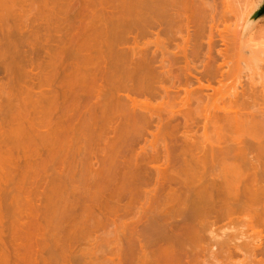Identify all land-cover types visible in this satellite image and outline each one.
Listing matches in <instances>:
<instances>
[{
    "label": "rangeland",
    "instance_id": "obj_1",
    "mask_svg": "<svg viewBox=\"0 0 264 264\" xmlns=\"http://www.w3.org/2000/svg\"><path fill=\"white\" fill-rule=\"evenodd\" d=\"M73 1L72 0H64V1L63 0H0V15H2V16H0V135H1L0 136V257H1L0 262H2L0 264L17 263L15 261L17 256L14 255L16 253H17V255L21 256V257L18 256L20 259L22 258L21 261L24 262V259H25L24 263L20 261L21 263L18 262L19 264H30V263L32 264L33 262L35 264H52V263L53 264H64L65 262H68L70 260H72L73 264H83V263L84 264H120V262H121V264H124V263L125 264H134V262H135V264H141V263L146 264L149 262H155V261L159 260V256H162L164 251H167L169 249L170 245H171V247H176V249H179L180 246L178 244H181L182 248L184 247V250H183L184 252L188 253V251H189V254H190L189 256L191 257L192 260L194 258V260L191 261V262H193L192 264H223V263L224 264H226V263L227 264L228 263L229 264H236V263L237 264H264V258L259 257V259L262 258V262H260L259 259H257L255 261L251 256L247 255V252H245V250H246L245 248L242 249L243 246L242 247L240 246L241 251L243 250V252L239 251L240 248L238 246L240 241L243 244V242L246 241L247 239L249 240V238H251V237L254 238L256 236V238L258 237V239L256 240L258 242L257 244L261 245V247L264 248V241H263L264 240V238H263L264 237V200H263V198L261 201V200H258L257 198H254L252 196V198L256 199V201H253L252 199L247 200V198L251 195L247 194V198L245 199L244 193H242V195L244 197V201H243L244 204L247 202L245 204L246 208H245V206H243L242 210L240 209L237 212V214H236L237 217L236 216L233 217L234 222L232 221L231 224L228 223L230 221L225 220L223 222L218 223V225H216V227L212 228V227H209L206 225V224H208V222L206 220L200 218V219L194 221L195 223L192 222L193 223L192 225L195 227L193 230L190 231L191 233L188 232L187 235L185 233L186 231L183 233L182 229L177 227L178 223L182 220L181 217L183 218L184 209L187 208L185 210V212H188V210H189L188 204H187L189 199L193 198V196L195 197L197 192H198V194L202 193L201 192L202 186L201 187L199 186L201 184V182L198 183L199 180H197V178L192 175L193 174L192 170H194V169H192L190 167L191 163H189V162H190L191 157L189 155H187V156L185 155L184 149H186V146H187V144L185 142H186V140H187V143L190 141L191 142L192 141L193 142H195V141L201 142L203 140L201 143L202 144L204 143L203 145L206 144V146L208 144V146H209L212 139L214 140L213 142H215V140H217L216 137H218L220 135V134L216 135L217 133L213 132L215 130L211 129V127L208 128L207 134L203 130L198 131V133L196 134L197 129H195V127L192 128V126H193L192 123L194 121H197V120L199 121V119L203 118V115L206 114V109L204 106L203 107L201 106L202 108H200V106L197 107V104L192 103V100H189V101H191V102H189V105L186 103V100H184L185 102H183V100L180 101V99L176 100L175 102H177V101H179V102H177V103L174 102V104L173 103H166V102L162 104L161 99L156 100V101L152 100V101L146 102V100H147L146 98L138 97V99L140 101H142V102H140V105L144 101L146 102V103L145 102L144 103L147 104V106H146L143 103L144 104V105L142 104L144 106L143 108H145V106L147 108L150 106L149 108L151 109L153 106L154 107L156 106L155 108H157V107L159 108V110L158 109L157 110L161 112L160 114L163 116L162 118H164V117L165 118L163 119V122L161 124H157L155 122L154 124L149 125V127L147 126L148 128L143 127L142 131H141V129L137 128V129H139L138 130L139 132L138 133L135 132V135L131 134V135H127V136L125 135L124 136L123 135V134H125V132H124L122 134L123 136L121 135L122 139L120 137L117 139H114V133L111 134V132H113L112 128H116L117 126H119V122H118L119 120L117 121L118 124L115 122L116 124L108 125V126L112 125V128L109 127L108 129H107V126H104L103 124L100 125L98 123V126L96 124V127H94V128H96V130H94V128H92L93 125L89 124V126H88L87 125L88 123H86L82 117H81V119L78 118L80 116H83L82 114L87 112L86 109H88V107H89L88 105L91 103L90 102H89V104L87 102L85 103V101H84L85 97H81L82 95H80L79 97H81V98L75 100L76 103L78 102L79 104H76L74 102V100L72 99L73 95H71V94H74L72 91L73 87L75 88L74 92H76V93L78 90L80 91L83 87V86H81V89H80V87H78L80 85H78V84H77V86H72V84L76 85L75 83H72L70 81L73 79L72 76H74L75 73L78 72V69H79L78 67H80V70H81V71H79L80 73L78 72L79 74H84L85 68L87 67V66H85L86 64L84 63L85 61L83 60V58L85 57L84 53L81 52L82 49H84V47H83L84 45L82 44L80 39L79 40H78V38L76 39V34H79L82 32V31L81 32H77V31H79L81 27H82L81 30H83V25H81L79 22H77L78 27H76V28L73 27L74 29L77 30L76 31V30L72 29V27H69L70 25L68 23H65V21H64L67 19V17L68 18L73 17L75 12H76V6H78V4H75V3H77L76 2L77 0L74 2ZM209 1L211 2V5H212V7H211L212 10L209 9V15H208V12L206 13V15H208L209 17L208 16L204 17L203 14H205V13H202V15L204 18L208 17L210 19V21L209 22L207 21L208 18L201 19L202 15L199 14L200 16H197L198 19H200L199 21L196 20L197 17H194V19H192L193 20L192 23H195L196 25H193L191 23L189 26V28L191 27L189 29V32L186 30L192 36L191 37L192 40L188 44V47H189L188 49H190V50H192V48L195 44L199 45L201 42L203 44L201 43L200 45H202V46L204 45L203 47L206 48L207 43H208L207 41L210 42V40H211V39H209L210 35H213V36H211V37H213L212 41H214V43L212 44L213 45L212 49L214 50L213 52L217 53L216 50H218L219 47H221V49L219 51H222V48L224 51V49L225 50L227 49L226 46H229L227 51H225V52H227L226 57L228 58V56H229L228 59H230L229 62L227 61L229 63V65L227 63V66L226 65L224 66V69L226 70L228 68L229 71L226 70L228 74H226V78L222 82L223 85L220 84L223 87L218 86L219 84L216 83L215 87L217 86L216 88H217V92L219 94L213 90H212L213 92L211 90H209L208 94L209 93L210 94H213V93L218 94L219 95L218 98H220V96H222L221 93L226 94V92L233 91V89H234L233 83H234V85L237 84L238 86L235 85L234 87H238L239 89L242 86L248 87L249 86L248 84L253 83L257 86L256 87L257 89H259L261 87L260 89L263 91L264 90V88H263V85H264V79H263L264 74H263V72H264V70L262 71V69H264V60H263L264 56L261 55V57L263 56V59L260 58V62L262 59L263 64L259 63V68H257L258 66L256 67L258 70H261V71H258L256 68H254L255 67L254 65H249V63L246 64L242 60H240L241 62L239 61V63L237 62V66H236L235 61H236V57H237L236 55L238 54V52H242L244 55H246L248 57L249 53H247V51L249 50V48L248 47H246V49L244 48L246 45L248 46V44L255 42L254 43L255 45L264 48V43H263L264 39H260L258 41V40H255V38L253 37V30L255 28V25L258 28L264 26V17L257 20L256 22H255V20L251 19L253 14L258 10L255 8L258 6L260 7V5L264 2V0H248V2H247V0H245V1L244 0H234L236 3L233 0H225V2H227L229 6L227 5V3H224V0H219V1L213 0L215 4L218 2L216 5L213 3L212 0H209ZM232 2H233V4H232ZM245 3H246V5H245ZM249 3H250V5H249ZM247 4H248V7H246L247 11L250 8V11L248 13L244 9L245 6H247ZM218 5H219V7H218ZM222 5H223V7H222ZM242 5H243V7H242ZM21 6H22V8H21ZM215 7H216L217 11H216ZM221 7H222V10H221ZM236 7H238V8L236 9ZM213 9H215V10H213ZM68 10H69V12H68ZM229 10H232L231 12L232 13L234 12L235 16ZM235 10H237V12ZM218 11H219V14H217ZM221 11H223V12H221ZM228 11L230 12L231 15L229 14ZM244 11L247 15V17L246 16L243 17V19L245 18V20H244L245 22L243 21L242 18L241 19L238 18V17H242V15H244V14H242V13H244ZM210 12H211V17L213 15H215V12H217L216 14L218 15L217 18L212 19L213 21L211 20ZM213 12H214V14H212ZM225 12H227L226 16H225V14L224 15L222 14ZM221 14H222V16H221ZM236 14L237 15L239 14V15L237 16ZM219 15L221 16V18ZM214 17H216V15ZM224 17L226 20H224ZM236 17H237V20L235 19ZM218 18L221 19L222 22ZM227 18H229V19H227ZM238 19H239V21H238ZM215 20L216 21L219 20L218 21L219 23H217ZM240 20H242L244 23H241ZM201 21H203L205 23H203ZM227 23H228V25H227ZM240 23H241V26L238 27V24L240 25ZM235 24H236V26H235ZM66 25H69L68 27L70 29H67L68 27H66ZM212 25L215 27H213ZM237 27L238 28L241 27L239 29V31H238ZM196 28H197V31L200 30L199 33H197L199 35H197L195 32ZM219 28H220V30H219ZM225 28H227V29H225ZM212 29L215 33L212 32ZM236 29H237V32H236ZM183 32H185V31H183ZM187 32H185L183 34L186 35ZM220 32H222V33H220ZM238 32H239V34H238ZM211 33H213V34H211ZM218 34H221V35H218ZM230 35H231V37H230ZM20 36H21V38H20ZM235 37L238 39H236ZM72 39L76 40V42ZM177 39H178L177 40L178 43L175 42V44L176 43L179 44V41H180L179 37ZM250 39H251V41H250ZM71 40H72V42H71ZM200 40H202V41H200ZM238 40H240V41H238ZM247 40H249L248 43H247ZM242 41H244V42H242ZM80 44H81V46L82 45L83 46L79 47ZM233 44L235 46H233ZM208 45H209V43H208ZM242 45H244V46H242ZM77 47H78V51L81 50L80 54H78L79 52L77 51ZM203 47L201 48V50H205ZM241 47L244 48V50ZM171 48H173V46H171ZM234 48H235V50H233ZM174 49H175V46H174L173 50ZM206 49L208 50V48H206ZM241 49L243 51H241ZM207 50H205L206 52L200 51L205 56L203 54L202 55L200 54L201 56L198 55L195 58L192 57V59L190 57V60H191L190 62H193L192 65L190 64V67H193V64H194V67L196 66L195 68H197L196 69L197 72H200L201 70H198V69H202L203 68L202 65H204L206 63V62L205 63H203V62L206 60L205 58L208 57V56H206L208 54ZM245 50H247V51H245ZM83 51H85V50H83ZM171 51H172V49H171ZM75 53L77 55L76 58L74 57ZM205 53H207V54H205ZM216 53L215 54L212 53L211 55L213 58L217 59L216 65H218V64L222 63V58H219L218 53L217 54ZM81 54L83 56H81ZM234 54H235V56H234L235 58L232 56ZM67 55H68V57H67ZM71 56L73 57V59ZM258 57H260V55H258ZM227 58H226V60H227ZM240 58H241V56H240ZM218 59H220L221 62ZM76 60H78V62ZM80 62H81V64H80ZM77 64H78V67H77ZM238 64H240L241 66ZM179 65H178V63H176L173 66L174 72H172V73H174V75L178 74L180 77L178 76L179 77L178 78L177 75H176V77L179 80L181 78L180 81L184 82L185 81V75H184L185 70H184V68H187V65L184 62V60H180ZM260 65L263 68H261ZM181 66H183V67H181ZM180 68L182 69V71L180 70ZM251 68H254L256 72H254V70ZM71 69H73V71ZM74 69L75 70L77 69V70L75 71ZM230 69L233 72L232 71L230 72ZM235 69H236V71H235ZM225 70H224V72H225ZM258 73L259 74L261 73V75H259ZM68 74L71 75V77L68 76ZM182 75H184V76H182ZM237 75H239V76H237ZM234 76H236V77H234ZM68 77H70L69 81H68ZM173 77H175V76H173ZM238 77L240 78L241 81L238 79ZM237 80L239 83H237ZM73 82H76V81H74V79H73ZM66 83H68L69 86L66 85ZM245 83H247V84H245ZM262 83H263V85H262ZM60 84H62V86ZM165 84H167L166 86H170L169 81H167ZM165 84H163V85H165ZM224 84H226L227 88L230 87L231 90L229 89V91H227L228 89L226 88V86ZM64 85H66V86H64ZM195 85L197 86V84H195ZM195 85H193L194 87H191L190 90H194ZM182 86L183 87L185 86L184 88H186L185 84H182ZM64 87H66V88H64ZM187 87H189V86H187ZM60 88H62V89H60ZM64 89H65V91L63 92ZM67 89H68V91H67ZM219 90H220V92H219ZM261 90H260V92H261ZM66 91H67V93L65 94ZM206 93H207V91H206ZM58 94H60V95L58 96ZM58 97H59V99H58ZM183 97H184V95L182 92L181 98L183 99ZM143 98H144V100H143ZM184 99H185V97H184ZM61 100H63V101H61ZM72 100H73V102H72ZM139 100H138V102H139ZM158 102L160 103V106H157V105H159ZM73 103H75L74 105H81L82 106V107L79 106L80 109H78V110H80V112L77 111V109H76L78 114L80 113V116H77V112L75 110H73L74 112L72 110L71 111L69 110L67 112L65 111L68 108L67 106H69V104H70V107H71L73 105ZM148 104H149V106H148ZM170 104H171V106H170ZM173 105H174V107H173ZM65 107H67V108H65ZM195 107H196V109H195ZM149 108H148V110H150ZM200 109H202V110H200ZM203 109H205V111ZM167 110H170V111H167ZM201 111L203 113H201ZM163 113H165V114H163ZM69 114H71L70 117H68ZM170 114L172 116L176 115L175 117L179 118L178 122H180V124L179 123L178 124L180 126L177 127V130H176V128L174 129L172 126L173 118L171 117ZM197 114H199V115H197ZM201 114H202V116H200ZM194 116H196V117H194ZM60 117L61 118L66 117V118L61 119ZM189 117H191V119H189ZM166 118H168V120L170 119V121H168ZM64 119H66V121ZM60 120H62V121H60ZM79 120H80V122H79ZM200 120H202V119H200ZM186 121L187 122L190 121L189 122L190 124L187 123ZM57 122L58 123L61 122L60 124H63V127H65V128H63L62 125L57 124ZM167 122H170L171 125H170V123L167 124ZM185 122L187 124H185ZM169 125L172 126L173 130L171 127H169ZM183 126H185V127H183ZM190 126L194 132L190 133V130L192 131V129H190ZM105 127H106V130H105ZM68 128H69V130H67ZM103 129H104V131H102ZM65 130H67L66 131L67 133L65 132L64 134H62ZM104 133H105V135H104ZM203 133H205L206 135L204 136ZM97 134H99V136ZM129 134H130V132H129ZM63 135L64 136L66 135L68 138L66 136L64 138ZM100 135H102V137ZM190 136H192L194 138V140ZM261 136H263V134H261ZM69 137H71V138H69ZM189 138L191 140H189ZM205 138L207 140H205ZM65 140H67V141H65ZM61 142H63V143L67 142V143L62 145L63 143H61ZM113 142H115V143H113ZM115 144H116V147H115ZM59 147H61V148H59ZM68 149H70V150H68ZM113 149H115V151L116 150L117 151L115 152ZM142 149H143V151H142ZM154 149H156V151L159 152L160 155H158V156H160V158L157 157L158 161L156 163H150L148 158L150 157V155L153 152H155ZM87 153L88 154L91 153L92 157L87 155ZM112 155H114V156H112ZM137 155L139 157H137ZM141 156L145 157L144 160L139 159V158H142ZM87 157L89 158V160L90 159L91 160L90 161L87 160L88 159ZM101 157H102V159H101ZM68 158H70V159H68ZM110 158L112 159V161H114L113 163H112V161H110L111 160ZM100 160H102V161H100ZM87 161L90 163L88 164ZM109 162L111 163V165H109L110 164ZM147 163H149V165ZM186 163L189 164V166ZM119 164H120V166H119ZM151 164H152V166H151ZM78 165H80V166H78ZM107 165H108V167L109 166L111 167V170L108 169ZM64 166H66V167H64ZM114 166H115V168H116V166H118L116 168L117 170H115L116 173L112 170V168ZM153 167H158L159 172L156 171V169H154ZM242 167L245 171V172H243V174L245 176L246 175L249 176V174L251 173L249 167H245L247 169H245L244 166H242ZM242 167H241V169H242ZM79 169H81V170H79ZM107 169H108L107 172L109 175H107V172H106L105 175L104 174L98 175V176L96 175L95 178H92V176L94 177L95 172L97 170H99L100 172H103V170L106 171ZM125 169H126V171H125ZM132 169H133V171H135L133 176H132V174L131 175L129 174L130 170H132ZM248 169H249V172H248ZM74 170H76L79 173L80 177L77 178L78 180L76 179L78 182L69 178V177H71V173H72V171L74 172ZM145 170H146V172H145ZM86 171H87V173H86ZM89 171H91V172H89ZM99 171H97V172H99ZM122 171H124V173L125 172L128 173V176H126L127 179L129 178L128 180L125 177L121 178V176H124ZM147 171L148 172L150 171V172L148 173ZM218 171H219V169H218ZM240 171H243V170H240ZM157 172L162 173L161 176ZM136 173H138L140 176L139 175L137 176ZM92 174H94V175H92ZM110 174H112L111 175L112 177L110 176ZM135 174H136V176H135ZM106 175L108 177H110L109 178L110 180L112 178L113 179L115 178L114 179L115 182L112 181L113 179L110 181L108 179V177H106ZM148 175L150 176V178ZM146 176H148V178ZM96 177H101V179L98 178V179H100L98 181V179H96ZM102 177H103V179H102ZM106 178L109 180V183H108V180H106ZM137 178H138V181H137ZM95 179L98 182H100V184H98L99 186L97 185V181ZM160 179H161V182H159ZM91 180H95L96 183L93 184L94 181H91ZM125 180H126V182H125ZM90 181L92 183H90ZM122 181H123V183H122ZM101 182H103V183H101ZM162 182H163V185H162ZM202 183H203V181H202ZM100 185L102 187H100ZM123 186H125V187H123ZM245 186H248V184ZM104 187H105V189H104ZM107 187H109V189ZM243 187H244V185L243 186L241 185L240 191L243 189ZM98 188H99L98 195L102 196L103 194H100V192L104 193L105 191H106L104 193V195L106 194L105 197L111 195L109 198L107 197L109 200L112 198V194L114 193V191L117 192L116 188L117 189L119 188L118 192L120 194L126 190V192L123 193L124 195H122V194H121V196H120V194L116 195L113 199V202H116L115 200H117L115 205L117 204L120 206V204H121L120 208H118V206H116L118 208V210H120V211L116 210V207L114 205V208H115V210L113 211L114 213H111L110 216H109V214L105 215L104 217L107 216L106 219L102 218L103 220L100 222L90 219L92 217L88 218L89 215L86 217L87 214L84 213L87 211L85 208L92 206L91 204L93 203L94 199L97 198V197H95L93 199L92 196H95L94 193L97 194ZM126 188H129V190L131 188L132 190L129 191ZM203 188L204 187H202V189ZM119 190L120 191L122 190L123 192L122 191L120 192ZM245 190L246 191L248 190L247 193H250L249 188L245 189ZM204 191H203V193H204ZM246 191H245V193H246ZM83 192H85V193H83ZM108 193H110V194H108ZM125 193H127V194H125ZM89 196L92 197V198H90V200L88 199ZM243 197H242V199H243ZM102 198L103 197H99L98 201H101ZM122 198L124 201L122 200ZM249 198H251V197H249ZM174 199H175V201H174ZM245 200H247V201H245ZM88 201L89 202L92 201V202L89 204ZM249 201H251V202H249ZM82 202H83V204H82ZM254 202H256V203H254ZM118 203H120V204H118ZM126 203L130 206V209H129V207H127L128 205ZM181 203L182 204L185 203V205H181ZM77 204H78V210H77ZM87 205H89V206L87 207ZM123 205L124 206L127 205L126 207H127V210L129 209L128 211L131 210V212L127 214L128 216L125 215V217L123 216L124 213L121 212L122 208H124ZM80 206H81V208L79 209ZM71 209H73V210H71ZM181 209H183V210H181ZM79 210L80 211L82 210V212L84 213L83 216H82V212L80 213ZM76 211H78V212H76ZM250 211H251V213H250ZM75 212L78 213L77 216H79V217L76 216ZM79 214H81V215H79ZM112 214H114V215H112ZM84 218H86V220H84ZM113 218L114 219L116 218V219L114 221H112ZM74 219H75V223H74ZM79 219H81L82 221ZM164 220H166V221H164ZM79 221H81V222H79ZM151 223H154L153 226ZM158 223H159V226H158ZM103 224H105V225H103ZM123 224H125V226ZM171 224H173V225H171ZM97 225H98V227H97ZM160 225L163 226V228ZM204 225H206V226H204ZM121 226H122V228H121ZM201 227H202V229L204 228L205 230H201ZM138 228H139V231H138ZM134 230H135L136 234H135ZM194 230H196L198 233H201V234H199L200 236L199 235L196 236L194 233H196V234H198V233L193 232ZM73 231L74 232L76 231L75 234ZM137 231L140 233H138ZM161 232H162V234H161ZM178 232H180V233H178ZM255 232L256 233L258 232V233L256 234ZM38 233H39V235H38ZM127 233H128L129 237L127 236ZM175 233L177 235H176V237H173L175 235ZM188 234L190 235V237ZM225 234H227L226 237L230 235L228 237V239H230V238L232 239V237H233L232 240H235L236 238H240L238 240L236 239L235 242L233 241L235 244L237 243V246H235V244L232 243V245L234 247H236V248L238 247L237 248V249H239L238 251L234 247L232 248V245L229 244V246L231 245L230 248H232V250H233V252H232V250L230 251V256L233 253V257H230L229 260H228V258L226 259L223 257L224 255H228V254L223 253L224 255L222 256L221 252L218 251L219 247H217L216 244L213 245L214 241H217L219 243V240L221 241L222 238H226L223 236ZM241 234H243V236ZM180 235H181V237H183L182 235H184L185 242L184 241L181 242L182 241L181 240L180 241L181 243H179V240H178L179 238L177 239V236H180ZM215 235H217L218 238H216L217 236H215ZM246 235H248V236H246ZM260 235H261V237H260ZM36 236H37L38 241H36ZM213 236L215 237L214 239H213ZM221 236H222V238H221ZM244 236H246L248 238H246ZM198 237H201L203 239L199 240ZM241 237L245 238L246 240H244V239L242 240ZM124 238H126V239H124ZM129 238H130V241L127 240ZM252 238H251V240H252ZM170 240L175 244H173ZM248 240H247V242H248ZM258 240H260V242ZM133 241H135V242H133ZM256 241L253 239V242H256ZM168 242H170V243L168 244ZM187 242H189V243L187 244ZM217 242H215V243H217ZM247 242H246V244H247ZM176 243H178L177 244L178 246H176ZM185 243H186V245H185ZM241 243L239 245H241ZM2 244H4V246ZM172 245H175V246H172ZM212 246L215 249L217 247L218 250L212 249ZM132 248H134V249H132ZM182 248H180V249H182ZM4 249L5 250L7 249V251H5L6 255L4 254L5 252L1 253L2 250L4 251ZM71 250H72V252H71ZM15 251H17V252H15ZM46 251L48 253H46ZM209 251H210V254L208 253ZM214 251L216 252V254L219 253L221 258H224L226 262L223 261V259L219 258L216 254H213L216 256V258H215V256L211 255V252H214ZM49 253L51 254V256H49ZM160 253H161V255H160ZM2 254L5 255L4 257L7 260L3 258ZM63 254H64V256H63ZM75 254L78 255L77 256L78 258L75 256ZM73 256H74V258H73ZM245 256L246 257L248 256V257L246 258ZM82 257H83V259H82ZM84 257H85V259H84ZM120 257H121V261H119ZM226 257H228V256H226ZM250 257L252 258L251 259L252 261L249 260ZM19 258H18V261H19ZM214 258H215V260H214ZM191 259H189V260H191ZM78 260H80V261L77 262ZM231 260H232V262H231ZM246 260L249 262H247ZM47 261H49V262H47ZM81 261H83V262L81 263ZM44 262H46V263H44ZM56 262H58V263H56ZM66 264H70V262H68Z\"/></svg>",
    "mask_w": 264,
    "mask_h": 264
},
{
    "label": "bare ground",
    "instance_id": "obj_2",
    "mask_svg": "<svg viewBox=\"0 0 264 264\" xmlns=\"http://www.w3.org/2000/svg\"><path fill=\"white\" fill-rule=\"evenodd\" d=\"M64 1V0H63ZM73 1V0H72ZM76 1V0H74ZM73 1V2H74ZM213 1V0H212ZM219 1V0H218ZM234 1V0H233ZM245 1V0H244ZM72 2V3H73ZM78 4V6H76V12L74 14L73 17L68 18L65 21V23H68L69 25H66V27H72V29L78 27L77 26V22H79L81 25H83V30L77 31V32H81L79 34H76V39L78 38V40L80 39L84 49H82V53H84V58L83 61L87 66L85 68V72L84 74H79L81 71L80 67L78 69V72L75 73L74 76H72L73 79L70 80L71 75L68 74V81L70 80L72 83H75L76 85L72 84V86H78L81 89L79 91L74 92L75 88L73 87V93L71 94L72 99L74 100V102L76 103L75 100L81 98V97H85V103L87 102L89 104V102L91 104H87L89 107L88 109H86V113L82 114L83 116H80V113L78 114L77 111L80 112V107L81 105H74L75 103H73V105L70 107L69 106L65 107L67 108V111H73L77 109V116H80L78 118L81 119V117L83 118V120L88 123L87 125H93L92 128L96 127V124L98 126V123L101 125L103 124L104 126H107V129L109 127L112 128L111 126H108L110 124H116L117 121L119 122V126H117L116 128H112V133H114V139L117 138H121L123 135L127 136V135H135V132H139L138 130L143 129V127L148 128L149 125L154 124L155 122L157 124H161L163 122L162 118L163 116L160 114L161 112L158 111L159 108H155L153 105V107L150 109L149 104H148V108L150 110H148V108L146 107L147 104H145L146 102L149 101H156L161 99L162 100V104L163 103H173L180 99V101L183 100V102H185L184 100H186V103L189 105V100H192V103H196L197 107L200 106V108H202L203 106L206 109V114L203 115V118H200L202 120L199 119V121H194L192 123V128L195 127L196 130V134L198 133V131L203 130L206 134L208 133V128L211 127V129H214L217 134L219 135L217 138V140H215V142H213L214 140L212 139L210 145L206 146L203 145L201 142L195 141V142H188L186 140V149L185 150V155H189L191 157L190 162L191 163V168L194 169L192 170L193 172V176H195L197 178L198 183L201 182V184L199 185L200 187H204L202 189L201 187V192L204 193L201 195L200 193L195 195V197L193 196V198H190L188 201V212H185L184 209V214H183V218L181 217V221L178 223L177 227L181 228L183 233L185 232L186 235L188 232H190L191 230L194 229L195 226H193L192 222L202 218L204 220H206L208 222V224H206L209 227H216V225H218V223L223 222L225 220H228L230 222L228 223H232V221L234 220L233 217L236 216L237 212L241 209L242 207L245 206L246 208V203L244 204V197L242 195V193H244L245 199L247 198V194H250L251 198H247V200L252 199L253 201H256L257 198L258 200L262 201V198L264 200V90L260 92L259 89H257L256 85L251 83L248 84L249 86H242L240 89L238 87H234V83H233V91L230 92H226V94H222V96L219 97V93L217 92V86L215 87V84H219L218 86L223 87L221 85L223 80L226 78V74L228 70V68L225 70L224 66H227V63L229 62L230 59L229 56L228 58L226 57L227 55V49L229 46H226V50L222 48V51H219L221 49V47H219L217 51L219 58H222V63L216 65L217 63V59L212 57V53L215 54L216 52H213L214 50L213 48V43L214 41H212L211 36L210 35V42L207 41L209 43H207V47L208 50L206 48H204L202 45H197L195 44L192 48V50L188 49V44L190 43L191 39V35L188 33L189 32V26L192 23V19H194V17L200 16L203 14L204 17L209 15V9H211L212 5L211 2L209 0H77L76 1ZM217 2V1H216ZM222 2V1H221ZM229 2V1H228ZM235 2V1H234ZM241 2V1H240ZM248 2V0H247ZM246 2V3H247ZM214 3V1H213ZM218 3V2H217ZM216 3V4H217ZM223 3V2H222ZM224 3L225 2L224 0ZM230 3V2H229ZM236 3V2H235ZM245 3V5H246ZM3 4V3H2ZM22 4V3H21ZM74 4V5H75ZM80 4V5H79ZM215 4V3H214ZM215 4V5H216ZM233 4V2H232ZM244 4V3H243ZM23 5V4H22ZM73 5V6H74ZM220 5V4H219ZM218 5V7H219ZM228 5V3H227ZM250 5V3H249ZM57 6V5H56ZM229 6V5H228ZM227 6V7H228ZM233 6V5H232ZM75 7V6H74ZM99 7V8H98ZM217 7V8H218ZM223 7V5H222ZM221 7V10H222ZM243 7V5H242ZM247 6H245V11H247ZM4 8V7H3ZM22 8V6H21ZM71 8V7H70ZM214 8V7H213ZM230 8V7H229ZM238 7H236L237 9ZM258 7H256L255 9H258ZM216 9V7H215ZM213 9V10H215ZM220 9V8H219ZM228 9V8H227ZM242 9V8H241ZM240 9V10H241ZM50 10V9H49ZM212 10V9H211ZM210 10V11H211ZM224 10V9H223ZM63 11V10H62ZM75 11V10H74ZM217 11V9H216ZM230 12L232 10H229ZM228 11V12H229ZM237 12V10H235ZM242 13L244 15H242V17H238V18H242L244 16L247 17L246 13ZM250 11V8L248 9L247 13ZM67 12V11H66ZM69 12V10H68ZM208 12V15H206V13ZM223 12V11H221ZM229 12V14H230ZM243 12V11H242ZM217 12H215L216 17H214L215 15H213L211 17V12H210V17L211 20L213 18H217ZM226 13H222L223 15ZM232 13V12H231ZM200 14V15H199ZM214 14V12L212 13ZM221 14V16H222ZM234 14V12L232 13ZM240 14V13H239ZM238 14V15H239ZM202 15L201 19H206L204 18ZM231 15V14H230ZM237 15V14H236ZM237 15V16H238ZM2 16V15H0ZM64 16V15H63ZM220 16V15H219ZM220 16V18H221ZM235 16V14H234ZM200 18V17H199ZM233 18V17H232ZM219 19V18H218ZM229 19V18H227ZM237 20V17L235 18ZM197 21H199L200 19H198V17L196 18ZM221 20V19H219ZM219 20H215L217 23H219ZM224 20L225 17H224ZM245 20V18L243 19V21ZM207 21L209 22L210 19L208 18ZM206 21V22H207ZM213 21V20H212ZM211 21V22H212ZM234 21V20H233ZM239 21V19H238ZM242 20H240L241 23H244ZM203 22V21H201ZM200 22V23H201ZM222 22V20H221ZM58 23V22H57ZM205 23V22H203ZM214 23V22H213ZM216 23V24H217ZM238 23V22H237ZM238 24V27L241 26ZM56 24V23H55ZM193 25H196L195 23H192ZM199 24V23H198ZM215 24V25H216ZM224 24V23H223ZM222 24V25H223ZM201 25V24H200ZM207 25V24H206ZM211 25V24H210ZM220 25V24H219ZM228 25V23H227ZM213 26V25H212ZM225 26V25H224ZM236 26V24H235ZM67 29H70V28ZM74 27V28H73ZM193 27V26H192ZM196 27V26H195ZM199 27V26H198ZM202 27V26H201ZM205 27V26H204ZM215 27V26H213ZM219 27V26H218ZM239 29L241 28H238ZM57 28V27H56ZM194 28V27H193ZM211 28V27H210ZM229 28V27H228ZM71 29V30H72ZM78 29V28H77ZM185 29V30H184ZM215 29V28H214ZM227 29V28H225ZM231 29V28H230ZM236 29V32H237ZM188 32H187V31ZM196 30V31H195ZM194 31L197 33H199V31H197V28ZM220 30V28H219ZM222 30V29H221ZM224 30V29H223ZM69 31V30H68ZM67 31V32H68ZM187 32L186 35H184L183 33ZM208 32V31H207ZM212 32L213 29H212ZM218 32V31H217ZM235 32V33H236ZM215 33V32H214ZM222 33V32H220ZM70 34V33H69ZM206 34V33H205ZM210 34V33H209ZM213 34V33H211ZM225 34V33H224ZM230 34V33H229ZM239 34V32H238ZM199 35V34H197ZM203 35V34H202ZM221 35V34H218ZM236 35V34H235ZM251 35V34H250ZM179 37V44L178 43V37ZM239 36V35H238ZM237 36V37H238ZM60 37V36H59ZM64 37V36H63ZM67 37V36H66ZM65 37V38H66ZM81 37V38H80ZM199 37V36H198ZM207 37V36H206ZM231 37V35H230ZM264 37V34H263ZM21 38V36H20ZM221 38V37H220ZM236 38V37H235ZM197 39V38H196ZM201 39V38H200ZM218 39V38H217ZM225 39V38H224ZM231 39V38H230ZM233 39V38H232ZM238 39V38H236ZM62 40V39H61ZM74 40V39H72ZM71 40V42H72ZM222 40V39H221ZM76 42V40H74ZM202 41V40H200ZM206 41V40H205ZM235 41V40H234ZM240 41V40H238ZM246 41V40H245ZM251 41V39H250ZM255 41V40H254ZM70 42V43H71ZM175 42H177L175 44ZM220 42V41H219ZM223 42V41H222ZM237 42V41H236ZM244 42V41H242ZM249 42V40H247V43ZM234 43V42H233ZM251 43V42H250ZM255 43V42H254ZM254 43L248 44V46L246 45L244 48L246 49V47L249 48V50H245L247 51V53H249L248 57L246 55H244L242 52H238V54L236 55V66H237V62L239 63L240 60H242L243 62H245L246 64L249 63V65H254L256 68H259V63H262L263 56H264V48L263 47H259L257 45H255ZM264 43V42H263ZM77 44V43H76ZM79 44V43H78ZM203 44V43H202ZM222 44V43H221ZM246 44V43H245ZM253 44V45H252ZM224 45V44H223ZM228 45V44H227ZM250 45V46H249ZM65 46V45H64ZM75 46V45H74ZM77 46V45H76ZM81 46V44L79 45V47ZM81 46V47H82ZM171 46H175V49L173 50V48H171ZM207 50L208 54L206 56H208L207 58H205L206 60L203 62L205 63L202 69H198L201 70L200 72H197V68L194 67H190V64L192 65L193 62H190V57L192 59V57H196V56H201L203 53L202 52H206L205 50H201L202 47ZM225 46V45H224ZM233 46H235L233 44ZM244 46V45H242ZM67 47V46H66ZM236 48V47H235ZM235 48L233 50H235ZM242 48V47H241ZM244 48H242L244 50ZM263 48V49H262ZM74 49V48H73ZM80 49V48H79ZM172 49V51H171ZM241 49V51H243ZM85 50V51H83ZM212 50V51H211ZM230 50V49H229ZM228 50V51H229ZM74 51V50H73ZM77 51H78V47H77ZM78 51L80 54L81 52ZM72 52V51H71ZM212 52V53H211ZM237 52V51H236ZM67 53V52H66ZM216 53V54H217ZM229 53V52H228ZM243 55H242V54ZM245 53V52H244ZM73 54V53H72ZM86 54V55H85ZM201 54V55H200ZM241 54V55H240ZM246 54V53H245ZM66 55V54H65ZM75 55V56H74ZM73 56L76 58L77 55L76 53ZM204 55V54H203ZM230 55V54H229ZM241 58H240V56ZM258 55H260V57H258ZM261 55H263L261 57ZM61 56V55H60ZM70 56V55H69ZM81 56H83L81 54ZM205 56V55H204ZM231 56V55H230ZM233 57L235 56L232 55ZM68 57V55H67ZM72 57V56H71ZM199 58V57H198ZM213 58V59H212ZM227 58V60H226ZM235 58V57H234ZM240 58V59H239ZM260 58L261 62H260ZM73 59V57H72ZM215 59V60H214ZM232 59V58H231ZM238 59V60H237ZM79 60V59H78ZM78 60H76L78 62ZM180 60H184V62L187 65V68H184L185 70V83L180 81L178 79L180 76L178 74L177 77L176 75H174L173 71V66L178 63ZM220 61V59H218ZM62 61V60H61ZM228 61V62H227ZM221 62V61H220ZM241 62V61H240ZM215 63V64H214ZM219 63V62H218ZM231 63V62H230ZM234 63V62H233ZM234 63V64H235ZM244 63V64H245ZM251 63V64H250ZM75 64V63H74ZM73 64V65H74ZM81 64V62H80ZM88 64V65H87ZM263 64V63H262ZM16 65V64H15ZM229 65V63H228ZM240 65V64H238ZM19 66V65H18ZM82 66V65H81ZM177 66V65H176ZM180 66V65H179ZM241 66V65H240ZM263 66V65H262ZM15 67V66H14ZM183 67V66H181ZM261 67V65H260ZM76 68V67H75ZM178 68V67H177ZM226 68V67H225ZM254 68H251L255 71ZM256 68V69H257ZM263 68V67H261ZM17 69V68H16ZM238 69V68H237ZM240 69V68H239ZM14 70V69H13ZM66 70V69H65ZM73 71V69H71ZM75 70V69H74ZM77 70V69H76ZM75 70V71H76ZM180 70L182 71V69L180 68ZM225 70V72H224ZM258 70V69H257ZM264 69H262L263 71ZM15 71V70H14ZM176 71V70H175ZM179 71V70H178ZM232 70L230 69V72ZM236 71V69H235ZM261 71V70H258ZM67 72V71H66ZM233 72V71H232ZM242 72V71H241ZM251 72V71H250ZM253 72V73H254ZM252 73V72H251ZM262 73V72H261ZM261 73L259 75H261ZM72 74V73H71ZM242 74V73H241ZM264 74V72H263ZM182 75V76H184ZM198 75V76H197ZM252 75V74H251ZM256 75V74H255ZM175 76V77H173ZM228 76V75H227ZM239 76V75H237ZM258 76V75H257ZM256 76V77H257ZM264 76V75H263ZM236 77V76H234ZM262 77V76H261ZM62 79V78H61ZM60 79V80H61ZM184 79V78H183ZM238 79L240 80V78L238 77ZM243 79V78H242ZM252 79V78H251ZM264 79V78H263ZM66 80V79H65ZM229 80V79H228ZM246 80V79H245ZM167 81L170 82V86H166L167 84H165ZM230 81V80H229ZM241 81V80H240ZM65 82V81H64ZM165 82V83H164ZM182 82V83H181ZM225 83V82H224ZM237 83L238 80H237ZM82 84V85H81ZM165 84V85H163ZM182 84L186 85V88H184L182 86ZM197 84V86L195 85ZM221 84V85H220ZM247 84V83H245ZM257 84V83H256ZM62 86V84H60ZM66 85L69 86L68 83H66ZM64 85V86H66ZM193 85H195L194 90H190L191 87H194ZM226 86V84H224ZM261 85V84H260ZM263 85V83H262ZM261 85V86H262ZM67 86V87H68ZM71 86V87H72ZM189 86V87H187ZM224 86V87H225ZM238 86V85H237ZM197 87V88H196ZM66 88V87H64ZM227 88V86H226ZM232 88V87H231ZM264 88V85H263ZM262 88V89H263ZM62 89V88H60ZM221 89V88H220ZM229 91L230 87L227 88ZM209 90H213L218 94H208ZM231 90V89H230ZM65 91V89L63 90V92ZM68 91V89H67ZM67 91L65 92V94L67 93ZM71 91V90H70ZM207 91V93H206ZM212 91V92H213ZM60 92V91H59ZM182 92L183 95L185 97H182ZM220 92V90H219ZM263 92V93H262ZM62 93V92H61ZM72 93V92H71ZM64 94V93H63ZM69 94V93H68ZM60 94H58L59 96ZM70 95V94H69ZM80 95H82L81 97H79ZM66 97V96H65ZM138 97H144L146 98V102L144 103L146 106L145 108H143L144 104L141 103L140 105V101L138 99ZM192 97V98H191ZM57 98V97H56ZM63 98V97H62ZM71 98V97H70ZM143 98V100H144ZM59 99V97H58ZM68 99V98H67ZM84 99V98H83ZM139 102H138V100ZM188 99V100H187ZM54 100V99H53ZM66 100V99H65ZM72 100V102H73ZM57 101V100H56ZM60 101V100H59ZM63 101V100H61ZM92 101V102H91ZM188 101V102H187ZM65 102V101H64ZM179 102V101H177ZM175 102V103H177ZM159 103V102H158ZM191 103V104H192ZM55 104V103H54ZM76 104H79L78 102ZM81 104V103H80ZM184 104V103H183ZM195 104V105H196ZM57 106V105H56ZM160 106V103L159 105ZM164 106V105H163ZM171 106V104H170ZM169 106V107H170ZM187 106V105H186ZM202 106V107H201ZM82 107V106H81ZM174 107V105H173ZM73 108V109H72ZM147 108V109H146ZM163 108V107H162ZM172 108V107H171ZM146 109V110H145ZM158 109V110H157ZM161 109V108H160ZM170 109V108H169ZM196 109V107H195ZM205 109H203L205 111ZM157 110V111H156ZM162 110V109H161ZM202 110V109H200ZM58 111V110H57ZM61 111V110H60ZM170 111V110H167ZM63 112V111H62ZM65 112V113H66ZM74 112V111H73ZM82 112V111H81ZM178 112V111H177ZM59 113V112H58ZM72 113V112H71ZM199 113V112H198ZM201 113H203L201 111ZM73 114V113H72ZM165 114V113H163ZM183 114V113H182ZM66 115V114H65ZM64 115V116H65ZM71 114H69L68 117H70ZM168 115V114H167ZM171 115V114H170ZM174 115V114H173ZM199 115V114H197ZM176 116V115H175ZM175 116L171 117L173 118V128L177 130V127L180 126V122H178L179 118H176ZM184 116V115H183ZM189 116V115H188ZM202 116V114L200 115ZM170 117V118H171ZM196 117V116H194ZM61 118V117H60ZM66 118V117H63ZM61 118V119H63ZM171 118V119H172ZM168 120V118H166ZM182 119V118H181ZM189 119H191V117H189ZM59 120V119H58ZM66 121V119H64ZM166 120V121H167ZM185 120V119H184ZM188 120V119H187ZM194 120V119H193ZM62 121V120H60ZM165 121V120H164ZM170 121V119L168 120ZM80 122V120H79ZM78 122V123H79ZM116 122V123H115ZM177 124H176V123ZM187 122V121H186ZM189 123V122H187ZM61 123V122H60ZM57 122V124H60ZM170 122H167V124ZM179 123V124H178ZM118 124V123H117ZM156 124V125H157ZM166 124V125H167ZM175 124V125H174ZM190 124V123H189ZM63 127V124H60ZM95 125V126H94ZM155 125V126H156ZM163 125V124H162ZM171 125V123H170ZM172 128V126H170ZM148 126V127H147ZM78 127V126H77ZM100 127V126H99ZM157 127V126H156ZM185 127V126H183ZM65 128V127H63ZM101 128V127H100ZM139 128V129H137ZM172 128V130H173ZM190 126V129H192ZM137 129V130H136ZM162 129V128H161ZM194 129V130H195ZM69 130V128L67 129ZM67 130H65L62 134H64ZM94 130H96V128H94ZM101 130V129H100ZM106 130V127H105ZM135 130V131H134ZM175 130V131H176ZM104 131V129L102 130ZM108 131V130H107ZM134 133H133V132ZM186 131V130H185ZM184 131V132H185ZM55 132V131H54ZM125 132V134H123ZM130 132V134H129ZM132 132V133H131ZM152 132V131H151ZM194 132L193 129L192 131L190 130V133ZM67 133V132H66ZM101 133V132H100ZM127 133V134H126ZM141 133V132H140ZM186 133V132H185ZM205 133L204 136L206 135ZM224 133V134H223ZM18 134V133H17ZM16 134V135H17ZM123 134V135H122ZM157 134V133H156ZM175 134V133H174ZM261 134H263V136H261ZM60 135V134H59ZM69 135V134H68ZM99 136V134H97ZM105 135V133H104ZM103 135V136H104ZM122 135V136H121ZM132 135V136H133ZM154 135V134H153ZM191 135V134H190ZM195 135V134H194ZM1 136V135H0ZM58 136V135H57ZM62 136V135H61ZM64 136V135H63ZM66 136V135H65ZM64 136V138H65ZM102 137V135H100ZM196 136V135H195ZM211 136V135H210ZM53 137V136H52ZM60 137V136H59ZM67 137V136H66ZM129 137V136H128ZM131 137V136H130ZM192 137V136H190ZM203 137V136H202ZM68 138V137H67ZM71 138V137H69ZM99 138V137H98ZM111 138V137H110ZM125 138V137H124ZM183 138V137H182ZM186 138V137H185ZM184 138V139H185ZM193 138V137H192ZM201 138V137H200ZM58 139V138H57ZM60 139V138H59ZM73 139V138H72ZM104 139V138H103ZM122 139V138H121ZM197 139V138H196ZM203 139V138H202ZM63 140V139H62ZM189 140H191L189 138ZM194 140V138H193ZM205 140H207L205 138ZM209 140V139H208ZM61 141V140H60ZM67 141V140H65ZM121 141V140H120ZM178 141V140H177ZM3 142V141H2ZM58 142V141H57ZM205 142V141H204ZM63 143V142H61ZM67 143V142H66ZM63 143L62 145L66 144ZM115 143V142H113ZM71 144V143H70ZM184 144V143H183ZM185 144V145H186ZM60 145V144H59ZM61 145V146H62ZM54 146V145H53ZM70 146V145H69ZM114 146V145H113ZM63 147V146H62ZM71 147V146H70ZM116 147V144H115ZM61 148V147H59ZM57 149V148H56ZM116 149V148H115ZM115 149H113L115 151ZM70 150V149H68ZM112 150V151H113ZM58 151V150H57ZM117 151V150H116ZM115 151V152H116ZM143 151V149H142ZM155 152H153L150 157L148 158V160L150 161V163H156L157 157L160 158L159 152L156 151V149H154ZM63 153V152H62ZM76 153V152H75ZM170 153V152H169ZM53 154V153H52ZM57 154V153H56ZM134 154V153H133ZM166 154V153H165ZM72 155V154H71ZM75 155V154H74ZM87 155L91 156V153ZM146 155V154H145ZM97 156V155H96ZM108 156V155H107ZM110 156V155H109ZM114 156V155H112ZM111 156V157H112ZM168 156V155H167ZM171 156V155H170ZM54 157V156H53ZM71 157V156H70ZM74 157V156H73ZM92 157V156H91ZM137 157H139L137 155ZM142 157V156H141ZM147 157V156H146ZM189 157V158H190ZM75 158V157H74ZM88 158V157H87ZM144 156L142 159L144 160ZM158 158V159H159ZM56 159V158H55ZM70 159V158H68ZM94 159V158H93ZM102 159V157H101ZM111 159V158H110ZM168 159V158H167ZM89 160V158L87 159ZM91 160V159H90ZM89 160V161H90ZM99 160V159H98ZM57 161V160H56ZM97 161V160H96ZM102 161V160H100ZM112 161V159L110 160ZM86 162V161H85ZM88 162V161H87ZM114 161H112L113 163ZM173 162V161H172ZM70 163V162H69ZM90 162H88L89 164ZM92 163V162H91ZM102 163V162H101ZM104 163V162H103ZM110 163V162H109ZM116 163V162H115ZM114 163V164H115ZM188 163V162H187ZM186 163V164H187ZM194 163V164H193ZM79 164V163H78ZM87 164V163H86ZM113 164V165H114ZM117 164V163H116ZM149 165V163H147ZM146 164V165H147ZM165 164V163H164ZM194 166H193V165ZM81 165V164H80ZM78 165V166H80ZM104 165V164H103ZM111 165V163L109 164ZM155 165V164H154ZM189 166V164H187ZM77 166V167H78ZM88 166V165H87ZM120 166V164H119ZM152 166V164H151ZM249 167L250 169V174L249 176H245L243 174L244 169L243 167ZM66 167V166H64ZM89 167V166H88ZM102 167V166H101ZM106 167V166H105ZM108 167V165H107ZM118 166H116L117 168ZM187 167V166H186ZM189 167V168H190ZM194 167V168H193ZM242 167V169H241ZM74 168V167H73ZM90 168V167H89ZM99 168V167H98ZM115 166L112 168V170L115 172V170H117ZM126 168V167H125ZM154 169H156V171L159 170L158 167H153ZM152 168V169H153ZM62 169V168H61ZM69 169V168H68ZM78 169V168H77ZM76 169V170H77ZM84 169V168H83ZM92 169V168H91ZM106 169V168H105ZM104 169V170H105ZM109 170H111V167H108ZM108 169L106 171L103 170V172H95L94 177L92 176V178H95V176L97 175H105V173L108 171ZM119 169V168H118ZM199 169V170H198ZM219 169V171H218ZM247 169V168H245ZM248 169V172H249ZM59 170V169H58ZM64 170V169H63ZM62 170V171H63ZM74 170V172L72 171L71 173V178L74 181H77L79 176V173ZM81 170V169H79ZM101 170V169H100ZM120 170V169H119ZM128 170V169H127ZM243 170V171H240ZM88 171V170H87ZM86 171V173H87ZM126 171V169H125ZM130 170L129 174L132 176L134 175L135 171ZM140 171V170H139ZM162 171V170H161ZM65 172V171H64ZM91 172V171H89ZM88 172V173H89ZM110 172V171H109ZM120 172V171H119ZM122 177H125L127 179L126 176H128V173L124 171ZM146 172V170H145ZM148 172V171H147ZM150 172V171H149ZM148 172V173H149ZM159 172V171H158ZM157 172V173H158ZM191 172V171H190ZM66 173V172H65ZM64 173V174H65ZM93 173V172H92ZM116 173V172H115ZM114 173V174H115ZM118 173V172H117ZM156 173V174H157ZM62 174V173H61ZM90 174V173H89ZM137 176L139 175L138 173H136ZM135 174V176H136ZM161 174L162 173H158ZM166 174V173H165ZM70 175V174H69ZM81 175V174H80ZM88 175V174H87ZM107 175L108 172H107ZM106 175V177H108ZM112 174H110L111 176ZM119 175V174H118ZM115 176V175H114ZM113 176V177H114ZM140 176V175H139ZM149 176V175H148ZM148 176H146L148 178ZM158 176V175H157ZM60 177V176H59ZM91 177V176H90ZM89 177V178H90ZM112 177V176H111ZM131 177V176H130ZM85 178V177H84ZM91 178V179H92ZM101 177H96V179H98ZM110 177H108L109 179ZM124 178V179H125ZM132 178V177H131ZM134 178V177H133ZM150 178V176H149ZM70 179V180H71ZM77 179V180H76ZM95 179V180H96ZM98 179V181L100 180ZM103 179V177H102ZM106 178V180H108ZM113 179V178H112ZM111 179V180H112ZM115 179V178H114ZM112 180L115 182V180ZM117 179V178H116ZM129 179V178H128ZM127 179V180H128ZM136 179V178H135ZM153 179V178H152ZM67 180V179H66ZM71 180V181H72ZM89 180V179H88ZM95 180H91L94 181ZM105 180V179H104ZM105 180V181H106ZM110 180V179H109ZM108 180V183H109ZM110 180V181H111ZM87 181V180H86ZM90 181V183H92ZM97 181V180H96ZM97 181V185L100 184V182ZM102 181V180H101ZM124 181V180H123ZM122 181V183H123ZM138 181V178H137ZM158 181V180H157ZM203 181V183H202ZM64 182V181H63ZM78 182V181H77ZM104 182V181H103ZM101 182V183H103ZM113 182V183H114ZM126 182V180H125ZM161 182V179L160 181ZM158 182V183H159ZM112 183V184H113ZM197 183V182H196ZM83 184V183H82ZM111 184V183H110ZM109 184V185H110ZM160 184V183H159ZM165 184V183H164ZM248 186H245L247 185ZM250 184V185H249ZM78 185V184H77ZM96 185V184H95ZM107 185V184H106ZM127 185V184H126ZM130 185V184H129ZM133 185V184H132ZM163 185V182H162ZM241 185L243 187V189L240 191ZM252 185V186H251ZM99 186V185H98ZM134 186V185H133ZM54 187V186H53ZM67 187V186H66ZM100 187H102L100 185ZM125 187V186H123ZM252 187V188H251ZM109 189V187H107ZM112 188V187H111ZM140 188V187H139ZM138 188V189H139ZM250 189V193H247L248 190L246 191L245 189ZM102 189V188H101ZM105 189V187H104ZM119 189V188H118ZM118 189L116 188L117 192L114 191V193L112 194V198L109 200L108 198L111 196H107L105 197L104 193L106 192H100V194H103L102 196L98 195L99 193V188H98V192L97 194L92 196L93 199L95 197H97L96 199H94L93 203L91 204L92 206L88 207L89 205H87L88 208H85L86 213V217H92L90 219L94 220V221H102L104 218L106 219V217H104L105 215L110 216L111 213H114L113 211L115 210L114 205L117 202V200H115L116 202H113V199L116 195H119L120 193L118 192ZM122 189V188H121ZM129 190V188H126ZM84 190V189H83ZM103 190V189H102ZM132 189L130 188L129 191H131ZM246 193H245V191ZM53 191V190H52ZM58 191V190H57ZM61 191V190H60ZM79 191V190H78ZM81 191V190H80ZM120 191V190H119ZM122 191V190H121ZM120 191V192H121ZM240 191V192H239ZM243 191V192H242ZM77 192V191H76ZM123 192V191H122ZM126 192V190L124 191ZM123 192V193H124ZM138 192V191H137ZM200 192V191H199ZM78 193V192H77ZM76 193V194H77ZM85 193V192H83ZM92 193V192H91ZM116 193V194H115ZM123 193H121L122 195H124ZM129 193V192H128ZM241 193V194H240ZM253 193V194H252ZM55 194V193H54ZM110 194V193H108ZM120 194V196H121ZM127 194V193H125ZM65 195V194H64ZM79 195V194H78ZM83 195V194H82ZM87 195V194H86ZM76 196V195H75ZM85 196V195H84ZM103 197L101 199V201H98L99 197ZM129 196V195H128ZM133 196V195H132ZM252 196L254 198H252ZM87 197V196H86ZM89 196V200L90 198H92ZM118 197V196H117ZM154 197V196H153ZM177 197V196H176ZM241 197V198H240ZM243 197V199H242ZM83 198V197H82ZM121 198V197H120ZM150 198V197H149ZM78 199V198H77ZM85 199V198H84ZM117 199V198H116ZM242 199V200H241ZM59 200V199H58ZM75 200V199H74ZM92 200V199H91ZM123 200V198H122ZM133 200V199H132ZM245 200V201H247ZM251 200V201H252ZM64 201V200H63ZM69 201V200H68ZM124 201V200H123ZM128 201V200H127ZM175 201V199H174ZM249 201V202H251ZM80 202V201H79ZM89 202V201H88ZM92 202V201H91ZM89 202V204L91 203ZM121 202V201H120ZM139 202V201H138ZM230 202V203H229ZM248 202V203H249ZM77 203V202H76ZM81 203V202H80ZM125 203V202H124ZM129 203V202H128ZM133 203V202H132ZM131 203V204H132ZM256 203V202H254ZM258 203V202H257ZM68 204V203H67ZM74 204V203H73ZM83 204V202H82ZM120 204V203H118ZM127 204V203H126ZM190 204V205H189ZM80 205V204H79ZM85 205V204H84ZM128 205V204H127ZM123 205L124 208H122V213L123 216L125 217L128 216L127 214L131 212L128 211L130 209V206L128 205ZM148 205V204H147ZM181 205H185L181 203ZM180 205V206H181ZM252 205V204H251ZM71 206V205H70ZM118 206V208L121 207L119 205H115V207ZM129 207V209L127 210V207ZM152 206V205H151ZM155 206V205H154ZM67 207V206H66ZM140 207V206H139ZM147 207V206H146ZM145 207V208H146ZM157 207V206H156ZM81 208V206L79 207V209ZM114 208V209H113ZM118 208L116 207V210H118ZM258 208V207H257ZM74 209V208H73ZM71 209V210H73ZM84 209V208H83ZM135 209V208H134ZM144 209V208H143ZM148 209V208H147ZM70 210V211H71ZM77 210H78V204H77ZM157 210V209H156ZM180 210V209H179ZM183 210V209H181ZM80 211V210H79ZM120 211V210H118ZM139 211V210H138ZM78 212V211H76ZM75 212V213H76ZM82 212V210L80 211V213ZM137 212V211H136ZM157 212V211H156ZM84 213L82 212V216L84 215ZM118 213V212H117ZM121 213V214H122ZM251 213V211H250ZM67 214V213H66ZM78 213H76L77 216ZM119 214V213H118ZM144 214V213H143ZM81 215V214H79ZM114 215V214H112ZM116 215V214H115ZM135 215V214H134ZM179 215V214H178ZM181 215V214H180ZM75 216V215H74ZM73 216V217H74ZM140 216V215H139ZM149 216V215H148ZM72 217V218H73ZM79 217V216H77ZM81 217V216H80ZM144 217V216H143ZM237 217V216H236ZM239 217V216H238ZM87 218V219H88ZM103 218V219H102ZM118 218V217H117ZM140 218V217H139ZM149 218V217H148ZM166 218V217H165ZM78 219V218H77ZM108 219V218H107ZM116 219V218H115ZM113 218L112 221L115 220ZM143 219V218H142ZM253 219V218H252ZM81 220V219H79ZM84 220H86V218H84ZM83 220V221H84ZM123 220V219H122ZM146 220V219H145ZM162 220V219H161ZM256 220V219H255ZM82 221V220H81ZM79 221V222H81ZM124 221V220H123ZM128 221V220H127ZM126 221V222H127ZM166 221V220H164ZM210 221V222H209ZM89 222V221H88ZM87 222V223H88ZM92 222V221H91ZM90 222V223H91ZM111 222V221H110ZM109 222V223H110ZM145 222V221H144ZM234 222V221H233ZM256 222V221H255ZM258 222V221H257ZM74 223H75V219H74ZM102 223V222H101ZM113 223V222H112ZM120 223V222H119ZM195 223V222H194ZM227 223V222H226ZM259 223V222H258ZM114 224V223H113ZM122 224V223H121ZM127 224V223H126ZM152 226L154 223H151ZM162 224V223H161ZM79 225V224H78ZM84 225V224H83ZM101 225V224H100ZM99 225V226H100ZM105 225V224H103ZM125 226V224H123ZM148 225V224H147ZM146 225V226H147ZM157 225V224H156ZM163 225V224H162ZM165 225V224H164ZM173 225V224H171ZM204 225V226H206ZM51 226V225H50ZM102 226V225H101ZM118 226V225H117ZM127 226V225H126ZM141 226V225H140ZM159 226V223H158ZM161 226V225H160ZM203 226V225H202ZM65 227V226H64ZM84 227V226H83ZM82 227V228H83ZM96 227V226H95ZM98 227V225H97ZM132 227V226H131ZM144 227V226H143ZM150 227V226H149ZM163 228V226H161ZM226 227V226H225ZM73 228V227H72ZM76 228V227H75ZM74 228V229H75ZM122 228V226H121ZM128 228V227H127ZM152 228V227H151ZM161 228V229H162ZM168 228V227H167ZM174 228V227H173ZM61 229V228H60ZM73 229V230H74ZM81 229V228H80ZM180 229V230H181ZM196 229V228H195ZM200 229V228H199ZM59 230V229H58ZM123 230V229H122ZM132 230V229H131ZM174 230V229H173ZM197 230V229H196ZM196 230H194L193 232H197ZM201 230H205L204 228ZM212 230V229H211ZM62 231V230H61ZM133 231V230H132ZM139 231V228H138ZM137 231V232H138ZM158 231V230H157ZM169 231V230H168ZM74 232V231H73ZM72 232V233H73ZM76 232V231H75ZM74 232V234H75ZM135 232V230H134ZM170 232V231H169ZM213 232V231H212ZM140 233V232H138ZM159 233V232H158ZM167 233V232H166ZM180 233V232H178ZM182 233V232H181ZM191 233V232H190ZM198 233V232H197ZM241 233V232H240ZM256 233V232H255ZM254 233V234H255ZM258 233V232H257ZM256 233V234H257ZM63 234V233H62ZM71 234V233H70ZM122 234V233H121ZM126 234V233H125ZM136 234V232H135ZM156 234V233H155ZM162 234V232H161ZM196 236L201 234V233H194ZM39 235V233H38ZM37 235V236H38ZM77 235V234H76ZM115 235V234H114ZM141 235V234H140ZM154 235V234H153ZM176 233L173 237H176ZM185 235V234H184ZM184 235H182L183 237L177 236V239L179 240V243L181 242H185V237ZM189 235V234H188ZM192 235V234H191ZM227 234L223 235L224 237H226ZM243 236V234H241ZM240 235V236H241ZM37 236H36V241L37 240ZM65 236V235H64ZM119 236V235H118ZM128 236V233H127ZM138 236V235H137ZM162 236V235H161ZM200 236V235H199ZM207 236V235H206ZM217 236V235H215ZM230 236V235H229ZM227 236L226 238H222V240H219V243L217 241H214V244H216L217 247H219L216 249L221 252L222 256L225 254L228 255H224V258H228V260L230 259V257H233V250L232 248L234 247L232 245V243L235 242V240L240 239V238H236L235 236V240L228 239ZM237 236V235H236ZM248 236V235H246ZM244 236V237H246ZM255 236V235H254ZM253 236V237H254ZM129 237V236H128ZM144 237V236H143ZM171 237V236H170ZM190 237V235H189ZM188 237V238H189ZM238 237V236H237ZM261 237V235H260ZM127 238V237H126ZM124 238V239H126ZM194 238V237H193ZM192 238V239H193ZM206 238V237H205ZM215 237L213 236V239ZM218 238V236L216 237ZM242 238V237H241ZM248 238V237H246ZM252 238V237H251ZM249 238L248 242L245 238H242V240H246L243 242V244L241 243V245L238 244L239 248L240 246L242 247V249H246L245 252H247L248 256H251L255 261L257 259H259V257L264 258V248L261 247V245H258L257 243V239L256 236L254 238ZM256 238V239H255ZM264 238V237H263ZM75 239V238H74ZM123 239V240H124ZM172 239V238H171ZM184 239V240H183ZM199 240H202L203 238L198 237ZM220 239V238H219ZM253 239L256 242H253ZM41 240V239H40ZM130 241V238L127 239ZM169 240V239H168ZM175 240V239H174ZM177 240V241H178ZM182 240V241H181ZM211 240V239H210ZM35 241V242H36ZM51 241V240H50ZM171 241V240H170ZM181 241V242H180ZM187 241V240H186ZM194 241V240H193ZM234 241V242H233ZM260 242V240H258ZM264 241V240H263ZM128 242V241H127ZM126 242V243H127ZM135 242V241H133ZM172 242V241H171ZM217 242V243H215ZM239 242V241H238ZM247 242V244H246ZM262 242V241H261ZM44 243V242H43ZM51 243V242H50ZM132 243V242H131ZM170 242H168L169 244ZM173 243V242H172ZM189 242H187L188 244ZM193 243V242H192ZM69 244V243H68ZM129 244V243H128ZM142 244V243H141ZM175 244V243H173ZM176 243V246H180L179 249H176V247H169V249L167 251H164L162 256H159V260L155 261V262H149L146 264H192L194 260L191 259V257L189 256V251L184 252V247L182 248L181 244ZM191 244V243H190ZM208 244V243H207ZM218 244V245H217ZM229 244L232 245V248H230ZM235 244V243H234ZM246 244V245H245ZM261 244V243H260ZM4 246V244H2ZM37 245V244H36ZM45 245V244H44ZM43 245V246H44ZM136 245V244H135ZM145 245V244H144ZM184 245V244H183ZM186 245V243H185ZM246 247H245V246ZM38 246V245H37ZM53 246V245H52ZM131 246V245H130ZM143 246V245H142ZM175 246V245H172ZM235 246H237V243L235 244ZM162 247V246H161ZM187 247V246H186ZM4 248V247H3ZM2 248V249H3ZM39 248V247H38ZM125 248V247H124ZM160 248V247H159ZM182 248V249H180ZM235 249H237L236 247H234ZM49 249V248H48ZM53 249V248H52ZM134 249V248H132ZM131 249V250H132ZM142 249V248H141ZM161 249V248H160ZM186 249V248H185ZM212 249L216 250L215 248ZM234 249V250H235ZM16 250V249H15ZM67 250V249H66ZM232 250V254L230 256V251ZM239 249H237L238 251ZM5 251H7V249L4 251L2 250L1 253H4ZM53 251V250H52ZM55 251V250H54ZM123 251V250H122ZM161 251V250H160ZM163 251V250H162ZM240 252H243V250L241 251V248L239 250ZM17 252V251H15ZM39 252V251H38ZM56 252V251H55ZM72 252V250H71ZM121 252V251H120ZM124 252V251H123ZM130 252V251H129ZM239 252V253H240ZM46 253H48L46 251ZM66 253V252H65ZM64 253V254H65ZM132 253V252H131ZM210 254V251L208 252ZM235 253V252H234ZM6 255V252L4 253ZM3 255V258L6 259ZM63 254V256H64ZM73 254V253H72ZM144 254V253H143ZM216 254V252H211V255ZM243 254V253H242ZM16 255L17 257L20 255ZM42 255V254H41ZM132 255V254H131ZM154 255V254H153ZM161 255V253H160ZM219 258H221V256L219 255V253L216 254ZM49 256H51V254L49 253ZM67 256V255H66ZM70 256V255H69ZM75 256L77 257L78 255L75 254ZM124 256V255H123ZM215 256V255H213ZM228 256V257H226ZM247 256V257H248ZM16 257V262L21 263L23 261L22 258L20 259L19 257V261L18 258ZM21 257V256H20ZM72 257V256H71ZM158 257V256H157ZM194 257V256H193ZM246 257V256H245ZM246 257V258H247ZM250 257L249 260H251L252 258ZM1 258V257H0ZM74 258V256H73ZM78 258V257H77ZM80 258V257H79ZM132 258V257H131ZM216 258V256H215ZM214 258V260H215ZM224 258L223 261H225ZM236 258V257H235ZM262 258H260V262H262ZM60 259V258H59ZM58 259V260H59ZM83 259V257H82ZM85 259V257H84ZM191 259V260H189ZM197 259V258H196ZM208 259V258H207ZM232 259V258H231ZM7 260V259H6ZM62 260V259H61ZM70 260V259H69ZM75 260V259H74ZM147 260V259H146ZM258 260V261H259ZM21 261V262H20ZM42 261V260H41ZM46 261V260H45ZM65 261V260H64ZM80 260H78L77 262H79ZM121 261V257L120 260ZM124 261V260H123ZM122 261V262H123ZM203 261V260H202ZM201 261V262H202ZM240 261V260H239ZM247 261V260H246ZM252 261V260H251ZM6 262V261H5ZM4 262V263H5ZM25 262V259H24ZM23 262V263H24ZM49 262V261H47ZM60 262V261H59ZM70 262V264H73L72 260L68 261ZM68 262H63L64 264L68 263ZM72 262V263H71ZM83 261H81L82 263ZM126 262V261H125ZM218 262V261H217ZM222 262V261H221ZM226 262V261H225ZM232 262V260H231ZM249 262V261H247ZM246 262V263H247ZM254 262V261H253ZM2 263V262H0ZM7 263V262H6ZM14 263V264H17ZM18 263V264H19ZM29 263V262H28ZM34 263V262H33ZM32 263V264H33ZM39 263V262H38ZM46 263V262H44ZM58 263V262H56ZM124 263V262H123ZM239 263V262H238ZM251 263V262H250ZM257 263V262H256ZM259 263V262H258ZM9 264V263H8ZM31 264V263H30ZM35 264V263H34ZM53 264V263H52ZM84 264V263H83ZM121 264V262H120ZM125 264V263H124ZM135 264V262H134ZM142 264V263H141ZM145 264V263H144ZM224 264V263H223ZM227 264V263H226ZM229 264V263H228ZM237 264V263H236Z\"/></svg>",
    "mask_w": 264,
    "mask_h": 264
},
{
    "label": "water",
    "instance_id": "obj_3",
    "mask_svg": "<svg viewBox=\"0 0 264 264\" xmlns=\"http://www.w3.org/2000/svg\"><path fill=\"white\" fill-rule=\"evenodd\" d=\"M264 17V2L260 5L258 10L253 14L252 18L255 22Z\"/></svg>",
    "mask_w": 264,
    "mask_h": 264
},
{
    "label": "crops",
    "instance_id": "obj_4",
    "mask_svg": "<svg viewBox=\"0 0 264 264\" xmlns=\"http://www.w3.org/2000/svg\"><path fill=\"white\" fill-rule=\"evenodd\" d=\"M264 34V26L263 27H260L258 28L256 25H255V28L253 30V37L255 38V40H260V39H264L262 36Z\"/></svg>",
    "mask_w": 264,
    "mask_h": 264
}]
</instances>
